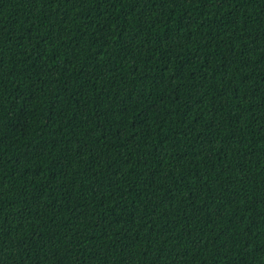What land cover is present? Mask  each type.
<instances>
[{"label":"trees","instance_id":"trees-1","mask_svg":"<svg viewBox=\"0 0 264 264\" xmlns=\"http://www.w3.org/2000/svg\"><path fill=\"white\" fill-rule=\"evenodd\" d=\"M0 264H264V0H0Z\"/></svg>","mask_w":264,"mask_h":264}]
</instances>
